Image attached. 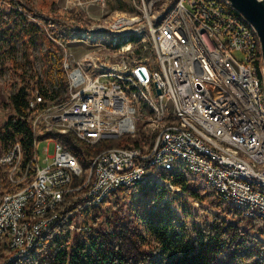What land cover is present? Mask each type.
Instances as JSON below:
<instances>
[{
  "label": "built area",
  "instance_id": "obj_1",
  "mask_svg": "<svg viewBox=\"0 0 264 264\" xmlns=\"http://www.w3.org/2000/svg\"><path fill=\"white\" fill-rule=\"evenodd\" d=\"M68 1L76 15L85 4L109 8V0ZM129 2L133 10L91 16L98 21L89 25L71 19L59 30L54 40L68 86L61 99L57 71L51 84L35 63L32 155L24 161L20 139L0 144V245L12 258L43 245L65 221L73 232L86 225L94 207L110 204L122 187L158 177L180 190L170 173L205 179L223 202L264 225V84L255 27L228 0ZM73 41L88 43L87 51L76 56ZM142 128V142L107 147L84 163L56 134L96 145ZM48 138L55 152L46 146L42 165L38 143Z\"/></svg>",
  "mask_w": 264,
  "mask_h": 264
},
{
  "label": "trees",
  "instance_id": "obj_2",
  "mask_svg": "<svg viewBox=\"0 0 264 264\" xmlns=\"http://www.w3.org/2000/svg\"><path fill=\"white\" fill-rule=\"evenodd\" d=\"M52 7L53 12L43 14L32 0H0V52L6 42L14 44L23 40L29 51L43 43L47 70L44 71L51 78L48 82L54 83L53 73L57 71L55 78L57 76L59 88H64L67 74L54 39L74 15L64 9L58 11L56 5ZM260 62L257 61L259 74ZM12 63L17 67L15 71L23 72L19 88L13 85L10 88L8 105L12 113L0 131L3 141L20 139L25 144L24 161H28L34 142L33 117L28 106L40 86V79L34 60L13 59ZM56 134L83 163L91 162L105 142L113 141L90 146L73 133ZM165 176L174 184H180V191L218 206L219 212L191 226L173 205L179 192L167 187L158 177L146 178L132 188H120V192L125 193L131 190L128 201L120 198V201L131 203L129 214L119 205L116 195L111 201L114 214H108V201H104L94 207L90 222L84 221L86 225L78 224L73 232L71 222L65 221L43 245L25 255L12 258V250L0 245V264H264V239L261 237L264 225L261 221L244 216L232 204L223 203L216 193L206 200L183 175L170 173ZM200 209L205 210V204ZM221 212L229 220L223 218Z\"/></svg>",
  "mask_w": 264,
  "mask_h": 264
},
{
  "label": "rangeland",
  "instance_id": "obj_3",
  "mask_svg": "<svg viewBox=\"0 0 264 264\" xmlns=\"http://www.w3.org/2000/svg\"><path fill=\"white\" fill-rule=\"evenodd\" d=\"M32 2L35 5V8L38 9V11L42 12L43 14H49L51 11L53 12V7L56 5L58 11L59 9H64L67 11L73 12L72 19H76L79 21V23H83V25H89L93 22H97L98 20L91 19V16H95L96 19L99 18H106L107 15L112 14L116 10H133L132 4L129 2V0H109V8L108 9H102L98 8L96 6H87L86 4L84 7L80 8V12L76 13V10H70L68 6L71 4L68 0H32ZM52 25H55V22L52 23ZM62 29V28H61ZM59 32V31H58ZM84 42H78L73 41V43H69V47L71 48V51L77 56L79 54L84 53L87 51L89 44ZM43 43L36 44L31 51H29L28 47L23 43V40L17 41L14 44L6 42L4 45V48L0 52V128L5 124L8 116L10 113H12V108L8 105L9 101V91L11 86H17L19 88L21 77L20 74L23 72V70L15 71L17 67H13L12 60L18 59L20 61L23 60H34L36 63H38L42 68L46 70V67L44 66L43 56H44V48ZM236 56L239 58L243 57V52L237 51L235 52ZM260 75L263 80L264 84V75H263V59L261 60L260 64ZM7 71L11 72L10 76H7ZM68 86L64 88L59 89L60 97L62 98L67 93ZM2 132L0 131V144L4 143L2 139ZM144 139V132L143 128L141 129L140 133L135 137H126L120 140H108L111 142H105V144L97 150L96 153L99 151L111 147V146H122V145H131V143H140ZM97 145V144H96ZM96 145H90V146H96ZM48 146V154L53 155L55 152V143L52 142L49 138L48 139H42L38 143L39 148V160L42 165L45 164L44 159L47 156V153L44 152V148ZM187 179L190 182L191 186L196 187L198 189V192L205 196L206 200H210V198L214 197L215 192L213 189L207 184L205 179H202L199 176H196L194 174H188ZM175 188V187H174ZM172 188V189H174ZM177 190V189H175ZM179 193L177 198H174L173 205L175 206V210L180 213L183 217L186 218L188 223L191 226H194L197 222V224L202 223L205 218H212L216 213L219 212V207L208 204L205 201L196 198L194 196H191L187 192H183L180 190H177ZM131 190L129 193L120 192L117 194L119 196V205L123 206V210L125 213L129 214V208L131 206L130 202L128 201L131 198ZM116 198V195H113L112 201H114ZM120 198H123L125 201H120ZM113 203V202H112ZM112 203L107 205L108 214L112 215L115 213L114 208L112 207ZM225 203V202H223ZM205 204V210H201L200 207H202ZM227 204V203H225ZM220 215L225 218L226 220H229V217L225 215L224 213H220ZM81 221V220H80ZM264 239V235L261 236Z\"/></svg>",
  "mask_w": 264,
  "mask_h": 264
},
{
  "label": "water",
  "instance_id": "obj_4",
  "mask_svg": "<svg viewBox=\"0 0 264 264\" xmlns=\"http://www.w3.org/2000/svg\"><path fill=\"white\" fill-rule=\"evenodd\" d=\"M256 29L264 64V0H228ZM264 75V67H263Z\"/></svg>",
  "mask_w": 264,
  "mask_h": 264
},
{
  "label": "bare ground",
  "instance_id": "obj_5",
  "mask_svg": "<svg viewBox=\"0 0 264 264\" xmlns=\"http://www.w3.org/2000/svg\"><path fill=\"white\" fill-rule=\"evenodd\" d=\"M177 184V183H176ZM102 204V203H101ZM100 205V204H99ZM93 214V213H92ZM94 216V215H93ZM91 220V219H90Z\"/></svg>",
  "mask_w": 264,
  "mask_h": 264
}]
</instances>
